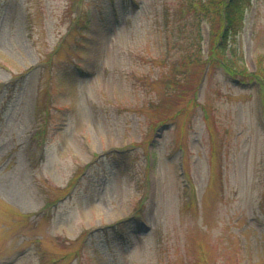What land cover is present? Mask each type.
<instances>
[{"label":"rangeland","instance_id":"rangeland-1","mask_svg":"<svg viewBox=\"0 0 264 264\" xmlns=\"http://www.w3.org/2000/svg\"><path fill=\"white\" fill-rule=\"evenodd\" d=\"M181 2L0 0V264H264V83L152 108ZM226 45L262 73L264 0Z\"/></svg>","mask_w":264,"mask_h":264},{"label":"trees","instance_id":"trees-1","mask_svg":"<svg viewBox=\"0 0 264 264\" xmlns=\"http://www.w3.org/2000/svg\"><path fill=\"white\" fill-rule=\"evenodd\" d=\"M252 1L182 0L176 14L178 16L175 21L176 25H168V30L173 35H177L174 45L179 48L182 55L177 60L175 59L176 62L165 74L167 77L162 83L166 87V91L163 89L162 94L158 95V102L152 107L156 113L160 111L158 107H162L165 98H169V110L177 106L184 95L181 92L182 88L185 82L189 80L188 74L185 73L196 65H207L208 73L220 66L234 78L246 80L251 76H257L259 81L264 83V69L262 73H248L245 68H237L233 59L238 61L239 59L234 54L229 58L227 53L226 39L229 35L235 34L243 28V11L251 5ZM203 23L210 27V47L207 60L203 59L202 55L201 25ZM196 92L197 89L193 90L192 102L196 100Z\"/></svg>","mask_w":264,"mask_h":264}]
</instances>
